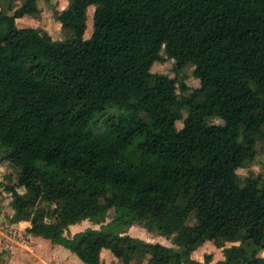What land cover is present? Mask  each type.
Wrapping results in <instances>:
<instances>
[{
	"label": "trees",
	"instance_id": "16d2710c",
	"mask_svg": "<svg viewBox=\"0 0 264 264\" xmlns=\"http://www.w3.org/2000/svg\"><path fill=\"white\" fill-rule=\"evenodd\" d=\"M38 1L0 0V163L18 168L5 185L14 220L84 264H101L103 249L122 264H210L192 257L206 241L239 242L214 264H264V174L237 172L264 140V0H67L62 40L18 26ZM166 59L193 65L200 85L178 93L151 71ZM85 219L103 224L65 234ZM134 223L177 248L130 235Z\"/></svg>",
	"mask_w": 264,
	"mask_h": 264
},
{
	"label": "rangeland",
	"instance_id": "374dc122",
	"mask_svg": "<svg viewBox=\"0 0 264 264\" xmlns=\"http://www.w3.org/2000/svg\"><path fill=\"white\" fill-rule=\"evenodd\" d=\"M22 0H15L17 6ZM68 4L67 0H39L38 5L40 12L36 15H24L17 18V24L20 27L32 26L45 29L51 37L56 40H62L68 37L67 31L62 29L61 23L57 20L56 14L63 10ZM95 6L88 10V27L86 37L92 32V14ZM153 73H161L177 80V92L181 93L180 83L184 82L191 88L200 85V80L194 75V66L189 64L183 69H176L173 59L156 61L151 67ZM186 113V111H184ZM209 123L222 124L223 120L218 116L208 117ZM177 128L183 126V121L176 122ZM238 174L242 177L258 176L264 174V140H260L256 145V154L253 160L246 166L237 169ZM18 168L10 162L0 163V251L4 250V261L1 264H84L82 260L66 247L54 244L50 240L37 236L28 231L30 222L27 220L15 221V211L12 208V195L5 188L10 182H17ZM20 192L24 191L23 187L18 188ZM115 216L114 208H111L105 218L106 223ZM103 223H95L90 219H85L77 224L70 225L65 231L67 236H72L78 231L87 228H100ZM190 224L195 223V219L189 220ZM127 232L135 237L142 238L151 242H160L168 246L177 245L173 243V235L164 236L157 232L147 230L138 223L132 224L127 228ZM239 242L225 241L223 246L216 245L213 241H206L192 257L203 261L207 253L211 254L214 264L222 259L223 248L238 244ZM264 257V249L259 252ZM101 264H122V260L114 256L110 250L103 249L100 253ZM132 264H148L147 258L135 261Z\"/></svg>",
	"mask_w": 264,
	"mask_h": 264
},
{
	"label": "crops",
	"instance_id": "0c3cea01",
	"mask_svg": "<svg viewBox=\"0 0 264 264\" xmlns=\"http://www.w3.org/2000/svg\"><path fill=\"white\" fill-rule=\"evenodd\" d=\"M195 251H197V250H195ZM195 251H194V252H195ZM194 252H193V253H194Z\"/></svg>",
	"mask_w": 264,
	"mask_h": 264
}]
</instances>
